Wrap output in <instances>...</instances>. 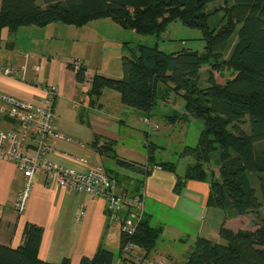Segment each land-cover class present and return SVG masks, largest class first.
Instances as JSON below:
<instances>
[{
	"label": "trees",
	"instance_id": "obj_1",
	"mask_svg": "<svg viewBox=\"0 0 264 264\" xmlns=\"http://www.w3.org/2000/svg\"><path fill=\"white\" fill-rule=\"evenodd\" d=\"M216 1L0 0V38L4 29L45 28L52 24L81 27L102 17L112 18L121 28L143 36L158 35L167 22H181L202 31L208 54L227 52L235 37L229 58L219 62L211 61L215 56L197 50L165 53L158 45H139L136 52L127 50L129 54L123 56L122 78L95 75L92 93L87 94L90 105L101 107L96 106L91 94L99 97L106 89L115 90L124 107L143 113L154 110L159 85L165 91L162 98H169L172 91L180 95L185 116L173 112L166 121L174 124L180 119H198L204 127L197 145L185 147L180 154L181 159L190 158L192 163L178 179L176 191L182 189L185 181H206L210 185L209 206L233 210L237 216L255 214L264 209V0H226L223 24L210 32L208 6ZM75 63L66 67L75 73L78 84H85L84 62L79 61V66ZM205 66L210 69L202 80ZM99 143L100 138L96 137L92 147L101 155L133 166L118 158L113 141L102 146ZM146 149L151 165L156 162L157 147L148 144ZM216 154L219 177L211 167ZM156 166L175 173L178 164L163 162ZM162 233L163 228L153 226L146 214L131 240L149 256ZM43 235L42 227L29 224L20 247L12 249L0 244V264H54L39 258ZM220 238L222 243L198 237L182 264H264L263 218L258 217L254 232L222 228ZM125 242L122 236L118 255ZM116 259L114 252L101 247L93 258L84 257L78 264H114ZM60 264L72 263L64 259Z\"/></svg>",
	"mask_w": 264,
	"mask_h": 264
},
{
	"label": "crops",
	"instance_id": "obj_2",
	"mask_svg": "<svg viewBox=\"0 0 264 264\" xmlns=\"http://www.w3.org/2000/svg\"><path fill=\"white\" fill-rule=\"evenodd\" d=\"M7 30L2 31L0 44L11 55L6 56V60L0 64V95L42 104L48 86L57 87L58 96L54 106L55 127L70 141L51 140L55 152L50 154L48 159L64 168L82 173L102 166L109 176L117 180V192L142 195L145 199L146 214L150 217L152 225L163 228L161 238L149 256L165 258L168 264H182L198 237L222 243L220 238L222 228L233 232L257 230L258 217L264 219V209L255 214L237 216L233 210L211 207L208 205L210 194L208 182L188 180L177 192L178 179L185 173L179 174L178 167L173 173L156 166L161 160L171 161L163 159L162 152L165 151V146L157 135L161 130L159 119L164 117L166 120L168 115L162 116L156 109L151 113L127 110L123 105L121 114H111L102 103L101 107L96 108L90 105L85 97L84 84H78L75 73L67 67L56 72L45 64L40 75H36L31 69L23 70V61L12 55L17 49L16 44L10 42L21 28L16 31ZM29 30L26 33H35L32 29ZM8 65L17 67L16 77H10L1 70ZM201 76L204 80L202 70ZM1 107L0 104V129H15L17 123L8 119L1 112ZM94 110L100 111L104 116L106 114L107 117L109 115L114 117L118 122V130L114 132L107 126L99 128L93 125L91 114ZM173 112L177 111L173 109L170 113ZM145 119L150 121L151 126L144 122ZM180 120L189 123L193 119ZM180 120H174L176 121L174 124L172 121H166L170 131H174ZM80 122L82 126L91 130V133L77 131L75 124ZM139 124L141 126L145 124L147 131L135 129L140 126ZM186 125L181 130H186ZM127 128H131V131L127 132ZM96 137L100 138L99 146L106 141H113L118 158L133 166L119 164L118 161L101 155L92 147ZM148 142L157 147L156 162L151 165L148 164L146 149ZM185 147L188 146L181 147L177 152L179 161L187 160L180 158ZM143 149L145 152H140L144 151ZM137 151L140 155L136 154ZM191 163L192 160L188 158V165ZM217 164L215 167L217 173L214 169L213 171L219 177V161ZM22 183V174L15 165L0 160V244L12 249L20 247L24 242L26 227L34 224L44 230L39 258L46 262L60 264L64 259H69L72 264H78L84 257L93 258L101 247L112 252L113 247H116L119 252L121 231L117 225L111 224L104 199L60 187L54 181L48 182L47 177L41 174L34 178V187L26 210L18 214L14 205ZM82 208L84 216L80 218ZM116 255L118 258L119 255Z\"/></svg>",
	"mask_w": 264,
	"mask_h": 264
},
{
	"label": "rangeland",
	"instance_id": "obj_3",
	"mask_svg": "<svg viewBox=\"0 0 264 264\" xmlns=\"http://www.w3.org/2000/svg\"><path fill=\"white\" fill-rule=\"evenodd\" d=\"M225 8L226 0H217L215 3L208 6V12L211 15L210 32H213L214 29L223 24V11ZM29 29H32L35 33H26L30 31ZM202 36L201 30L186 27L181 22H167L164 29L158 35L143 36L139 35L134 30H125L121 28L112 18L102 17L91 20L81 27L64 24H52L45 28L23 27L16 36L11 38L10 42H14L17 47L12 55H16L19 60L23 61L22 65H26L27 69H31L32 71L37 66H41L43 70L44 65L47 64L50 69L59 72L60 70H64L68 63L84 62L87 69V82L83 85V88H85L86 100L90 102L87 93H92V83L95 75L114 79L122 78V58L124 55L129 54L127 50L136 52L139 45H158L159 49L165 53L192 49L202 54H208L205 48L206 42L202 40ZM235 42L236 39L234 37L227 52L221 55L217 54L216 51L209 53L208 55L211 57L215 56L211 61L219 62L222 59L229 58ZM1 46L2 44H0V64L6 60V56L11 55ZM21 55H26L28 60L21 58ZM209 69L210 67L208 66L202 68L204 80ZM164 92L163 86L159 85L156 91L157 99L154 109L159 111L162 116L171 115L172 113L170 112H172L173 109L176 110L178 114L185 113L182 97L172 91L168 96L169 98L165 99L162 98ZM91 95L96 106L102 103L106 105L111 114H121V109L123 108L121 106L120 94L117 91L106 89L99 97L94 94ZM125 109L131 110L127 107ZM105 116L100 111L94 110L91 114L93 125H97L99 128L107 126L109 130L113 131L118 130L117 120L111 117V115L108 117L106 116L107 118ZM163 118L159 119L161 130L157 134L160 136L161 142L165 146V151L162 152L163 159L171 160L167 162H178V173L184 174L188 165V158L187 160L179 161L177 152L181 147H194L197 145L199 136L204 127L203 121L193 119L192 122L186 123L180 120L174 131L171 130L173 131L171 132L170 126H168V123ZM185 124H187L186 130H181ZM144 125L135 127V129L139 128L145 131L147 127ZM75 126L76 130L79 132L85 134L91 133V130L82 126L81 122L80 124L76 123ZM127 129V132L131 131V128ZM148 144L151 143L148 142ZM143 150L144 151L140 152H145V149ZM136 154L140 155L138 151ZM161 161L159 162L163 163ZM218 161L219 154H216L211 162V167L216 173L217 168L215 167L218 165ZM113 248L114 252L118 254V249H116V247Z\"/></svg>",
	"mask_w": 264,
	"mask_h": 264
},
{
	"label": "built area",
	"instance_id": "obj_4",
	"mask_svg": "<svg viewBox=\"0 0 264 264\" xmlns=\"http://www.w3.org/2000/svg\"><path fill=\"white\" fill-rule=\"evenodd\" d=\"M20 57L28 60L26 55ZM75 65L79 66V62ZM22 68L27 69L26 65ZM1 70L10 77L17 76L15 65H8ZM33 72L40 75L41 66L35 67ZM57 96L58 89L52 85L48 86L42 104L0 95L1 112L17 123L15 129H0V160L13 163L23 177L22 187L14 205L15 211L18 214L24 213L31 198L34 178L44 174L48 182L54 181L60 187L105 200L106 213L111 224L117 225L126 239L114 264H168L165 258L147 256L131 240L146 215V204L142 195L117 192V181L110 177L102 166L82 173L64 168L48 159V156L55 152L51 140L70 141L55 127L54 104ZM144 122L150 124L149 120ZM31 149L33 151H30ZM83 216L82 208L80 218Z\"/></svg>",
	"mask_w": 264,
	"mask_h": 264
}]
</instances>
